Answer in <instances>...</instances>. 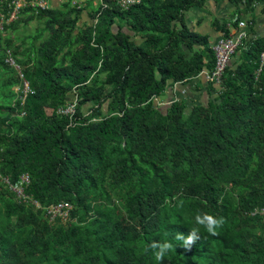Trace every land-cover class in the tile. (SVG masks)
Instances as JSON below:
<instances>
[{"label": "trees", "instance_id": "trees-1", "mask_svg": "<svg viewBox=\"0 0 264 264\" xmlns=\"http://www.w3.org/2000/svg\"><path fill=\"white\" fill-rule=\"evenodd\" d=\"M100 1L84 4L81 26L72 0L2 25L0 171L11 182L27 173L41 209L0 192V264H264V218L252 215L264 208V35L242 42L205 102L160 106L169 87L212 69L208 39L185 14L219 0H141L126 11ZM227 1L264 13V0ZM31 22L40 27L24 38L1 35ZM7 49L32 92L22 105ZM71 95L74 116H58ZM60 202L68 220L49 222L44 208ZM204 214L223 219L216 235L196 223ZM193 228L201 238L185 250L176 235ZM153 242L174 249L157 261Z\"/></svg>", "mask_w": 264, "mask_h": 264}, {"label": "built area", "instance_id": "built-area-1", "mask_svg": "<svg viewBox=\"0 0 264 264\" xmlns=\"http://www.w3.org/2000/svg\"><path fill=\"white\" fill-rule=\"evenodd\" d=\"M87 1H92V3L95 2V6L101 4L100 0H72L71 4L72 6L80 8L82 4H85ZM140 2L141 0H117L116 4L121 10L126 11ZM0 5L2 6L0 8V31L2 30L3 24H9L17 20L21 11L24 9H32L34 12H38L50 8L49 0H0ZM253 6H255V4H253ZM232 23L235 24L233 30L231 32L228 31L226 34L222 33L211 46L213 53L212 69L210 71H201L199 73L200 75H203L207 83L214 87L220 86L225 69L242 42L247 39L248 35L246 30L251 25L248 20H241L239 18H234ZM259 60V68L255 74L256 78L264 65V53L260 54ZM3 61L15 71L19 79V85L15 88V91L18 93L22 105L25 97L32 93L25 80L23 70L16 62L10 49L5 50ZM76 105L77 98L75 95H71L64 105L56 110V114L71 119L75 114ZM22 115L23 113L21 116ZM29 183L30 177L27 173L19 175L16 181L11 182L9 177L2 174L0 171V192L6 191L11 194L13 200L17 204L31 206L34 209H41V206L25 192ZM71 209L72 208L69 204L60 202L44 208V214L49 222H54L57 219L61 222H66L69 218ZM254 214H258L264 218V208L254 210L252 215Z\"/></svg>", "mask_w": 264, "mask_h": 264}, {"label": "crops", "instance_id": "crops-1", "mask_svg": "<svg viewBox=\"0 0 264 264\" xmlns=\"http://www.w3.org/2000/svg\"><path fill=\"white\" fill-rule=\"evenodd\" d=\"M234 18L241 20L253 19L252 26H249L246 30L248 35L246 40H252L264 35V13L261 11V7L253 6L239 13L227 0H219L217 3L208 1L200 8L190 9L185 14V23L194 32L206 36L211 47L221 35L215 29V23H225L227 30L231 32L235 25L232 23ZM234 62L235 57L231 59L230 63ZM207 87L208 83L205 81L203 75L199 74L187 84L180 85L176 83L172 85L155 102L160 106H166L175 100L185 99L186 103L187 100L192 102V106L197 100H199L198 102H205L207 100L205 92Z\"/></svg>", "mask_w": 264, "mask_h": 264}, {"label": "clouds", "instance_id": "clouds-1", "mask_svg": "<svg viewBox=\"0 0 264 264\" xmlns=\"http://www.w3.org/2000/svg\"><path fill=\"white\" fill-rule=\"evenodd\" d=\"M196 223L203 226L208 233L212 235L217 234V229L224 223L223 219H217L216 217L208 214L197 215L195 217ZM199 230L193 228L190 233L185 237L182 234L177 233L176 240L180 241V246L185 250H191L192 246L200 240ZM151 248L154 250L155 258L157 261L163 260L166 254L173 251L174 246L169 242L159 243L153 242Z\"/></svg>", "mask_w": 264, "mask_h": 264}, {"label": "rangeland", "instance_id": "rangeland-1", "mask_svg": "<svg viewBox=\"0 0 264 264\" xmlns=\"http://www.w3.org/2000/svg\"><path fill=\"white\" fill-rule=\"evenodd\" d=\"M66 0H49V4H50V8H58L60 5L64 4ZM93 6H95V2L92 3ZM85 5L82 4V7L84 8L83 13L80 15V20L78 25H84L87 23L88 21V14H89V10L86 9L84 7ZM256 7L260 8L258 5H255ZM40 24H38L37 22H31L30 24H28L25 27L20 26L18 31L16 33H11V32H5L2 33L1 35H5V34H9L10 38H24L25 36L29 35V34H33L40 26ZM136 43H138V40H135ZM199 100H197L196 102H198ZM191 103L189 100H187V109L191 106ZM85 111V110H84Z\"/></svg>", "mask_w": 264, "mask_h": 264}]
</instances>
